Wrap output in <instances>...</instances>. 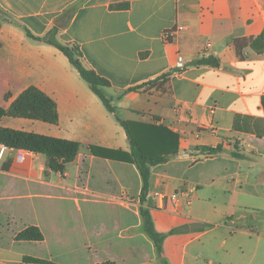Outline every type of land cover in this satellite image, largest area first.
<instances>
[{
  "label": "crops",
  "instance_id": "1",
  "mask_svg": "<svg viewBox=\"0 0 264 264\" xmlns=\"http://www.w3.org/2000/svg\"><path fill=\"white\" fill-rule=\"evenodd\" d=\"M56 25V40L77 44L85 67L110 82L122 120L178 135L176 153L150 168L160 256L142 230L135 165L89 150L128 155L125 131L57 48L26 34L43 38ZM263 29L264 0H0V107L34 87L58 114L55 125L4 116L0 128L80 144L63 173L43 155L19 163L16 150L4 153L0 264H264V53L246 48L240 59L234 45ZM202 57L218 67L193 66ZM170 71L166 93L117 98ZM180 190L191 191L190 206L163 209L153 196ZM29 227L43 240L16 239Z\"/></svg>",
  "mask_w": 264,
  "mask_h": 264
},
{
  "label": "trees",
  "instance_id": "2",
  "mask_svg": "<svg viewBox=\"0 0 264 264\" xmlns=\"http://www.w3.org/2000/svg\"><path fill=\"white\" fill-rule=\"evenodd\" d=\"M110 8L113 10H127L129 4H116ZM58 28V25H56L43 38H36L28 31L26 34L32 40L44 42L57 48L68 59L81 79L89 85L92 92L99 98L107 111L115 116L125 131L130 146V153L128 155L95 146H90L89 150L94 156L100 158L126 161L135 165L142 180V189L139 195V214L142 219V230L153 242L155 250L160 256L161 244L165 235L155 232L149 215V207L146 205L150 168L166 162L170 156L176 153L179 140L178 135L162 125L129 123L122 120L118 115L117 108L113 105V98L109 97L106 93V90L111 87L110 82L96 74L95 71L85 67L82 52L77 44H61L56 40ZM234 45L237 56L240 59H243V53L246 48H251L257 53H264V29L256 37L236 38ZM193 66L216 68L218 67V63L213 58L202 57L194 62ZM172 72L174 71H170L152 82L129 88L119 94L117 98H120L127 92L151 94L152 91H155L164 94L166 93L165 86L168 84ZM261 102L264 109V96ZM4 116L37 120L51 125H55L58 122L55 102L34 87H29L23 91L12 102L8 110L0 107V120ZM0 144L5 145L9 149L43 155L46 158L47 170L57 173L64 172L66 165L75 159L80 149V144L74 141L3 128H0ZM208 151L211 154H216L221 149L217 148ZM16 239L19 241H42L43 235L38 228L29 227L21 231L16 236ZM24 261L33 264H49L44 260L32 258H24Z\"/></svg>",
  "mask_w": 264,
  "mask_h": 264
},
{
  "label": "built area",
  "instance_id": "3",
  "mask_svg": "<svg viewBox=\"0 0 264 264\" xmlns=\"http://www.w3.org/2000/svg\"><path fill=\"white\" fill-rule=\"evenodd\" d=\"M168 36H166V34L164 35V38L166 39ZM183 67V63L181 61L180 58H178L177 60V64H176V69L179 70ZM9 148H7L5 145H1L0 144V162L1 159L4 155V153L8 150ZM27 152L25 151H17L16 150V156H15V160L17 162H22L25 158V154ZM153 196L155 198H157L159 200V204H160V208H165L167 202H173L175 204H177L178 206H184V207H188L191 205V191L190 190H180L178 192H175L172 195H166V194H162L160 192H155L153 193Z\"/></svg>",
  "mask_w": 264,
  "mask_h": 264
}]
</instances>
